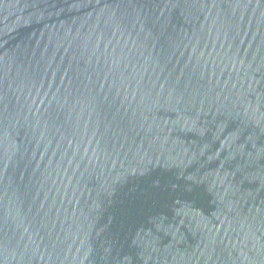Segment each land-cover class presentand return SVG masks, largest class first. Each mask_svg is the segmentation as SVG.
Here are the masks:
<instances>
[{
	"label": "water",
	"instance_id": "obj_1",
	"mask_svg": "<svg viewBox=\"0 0 264 264\" xmlns=\"http://www.w3.org/2000/svg\"><path fill=\"white\" fill-rule=\"evenodd\" d=\"M0 264H264V0H0Z\"/></svg>",
	"mask_w": 264,
	"mask_h": 264
}]
</instances>
